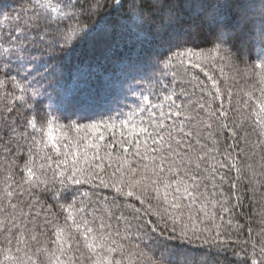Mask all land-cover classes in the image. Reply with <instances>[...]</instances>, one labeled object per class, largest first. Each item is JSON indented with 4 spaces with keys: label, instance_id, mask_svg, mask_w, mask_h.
<instances>
[{
    "label": "snow or ice",
    "instance_id": "obj_1",
    "mask_svg": "<svg viewBox=\"0 0 264 264\" xmlns=\"http://www.w3.org/2000/svg\"><path fill=\"white\" fill-rule=\"evenodd\" d=\"M111 3L92 33L116 41L154 29L166 50L103 81L112 99L100 110L38 71L45 55L92 34L79 0H30L0 31V264H207L185 252L195 241L264 264V0H183L205 48L173 41L176 0H133L124 16V0ZM236 60L253 82L234 93L221 81ZM257 194L253 233L238 210Z\"/></svg>",
    "mask_w": 264,
    "mask_h": 264
},
{
    "label": "trees",
    "instance_id": "obj_2",
    "mask_svg": "<svg viewBox=\"0 0 264 264\" xmlns=\"http://www.w3.org/2000/svg\"><path fill=\"white\" fill-rule=\"evenodd\" d=\"M29 2L30 0H0V31L8 32L16 23L14 17L22 14V7ZM73 2L75 3L76 0H73ZM101 2H105V0H101ZM252 2L258 8L260 0H252ZM91 3H93V0H79V4L83 6L85 13L81 16V22L86 26V32L88 33H92L93 28L102 24V18L113 14L111 0H106L105 7L95 14H87V9ZM124 3L126 7L120 10V16L126 15L127 5L133 3V0H124ZM182 3L183 0H176L179 22L170 30L173 41L176 37L189 39L190 41L194 40L192 46L199 44L200 47L205 48V29L196 19L195 10L182 6ZM113 19H116L115 15H113ZM117 22L123 23L124 21L118 20ZM165 50L158 47L154 29L145 30L140 35H137L134 29L119 36L116 41H112L109 36L96 32L82 37L74 49L67 51V55L61 53L59 49L53 52L51 56L45 55L38 64V71L49 78L54 76L59 81L60 88L57 91L61 95L69 98L77 96L85 106L92 105L95 110H100L107 107L112 99L110 94L105 95L100 91L103 81L110 79L119 67L124 66L129 61L135 62ZM105 54L111 55L112 59H105ZM240 56L248 63H252L255 59V56L247 51V46L241 49ZM117 59L120 61L119 64L116 62ZM244 67L241 60L234 61L232 66H225V77L221 81V86L231 87L234 93L239 92L242 88L248 89L249 84L253 81L245 75ZM172 70L182 73L184 68L177 66L169 71ZM188 71L194 73L200 79L206 80V77L198 69L189 68ZM212 71L219 78V72L215 69H212ZM35 74L34 71L32 75ZM49 74H52V76H49ZM12 75H16L14 67ZM37 78L39 79V77ZM170 80L171 77L169 76L165 78L164 83ZM53 97L55 99V94H53ZM233 99L235 100V95ZM130 100L131 98H129ZM3 103V101H0V109L3 108ZM0 115H3V113L0 112ZM67 115L72 116L71 109H69ZM62 122L67 123V121ZM260 209L261 201L259 194H257L254 200L245 198L242 208L238 210V215L242 216L241 222L245 223L246 228L251 227L253 233L260 227V217L258 215ZM245 238H247V233L240 237L241 241ZM172 243L176 244L177 242L173 241ZM184 250L193 259L205 258L207 264H237V258L232 255L231 250L217 251L214 247H210L202 241L185 245Z\"/></svg>",
    "mask_w": 264,
    "mask_h": 264
}]
</instances>
